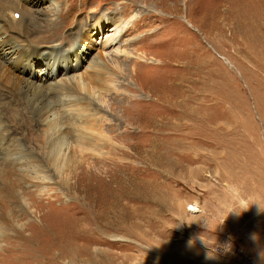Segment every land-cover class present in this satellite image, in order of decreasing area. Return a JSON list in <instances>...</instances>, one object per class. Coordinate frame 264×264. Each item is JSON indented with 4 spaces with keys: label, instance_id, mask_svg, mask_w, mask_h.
<instances>
[{
    "label": "rangeland",
    "instance_id": "374dc122",
    "mask_svg": "<svg viewBox=\"0 0 264 264\" xmlns=\"http://www.w3.org/2000/svg\"><path fill=\"white\" fill-rule=\"evenodd\" d=\"M34 1L19 22L0 14L10 35L47 51L86 37L116 77L82 122L99 148L72 149L58 174L54 141L0 78V264H264V0ZM43 8L48 22L32 18ZM98 18L109 24L96 33ZM44 64L18 71L36 81ZM70 94L49 92L44 108L67 152Z\"/></svg>",
    "mask_w": 264,
    "mask_h": 264
},
{
    "label": "bare ground",
    "instance_id": "6f19581e",
    "mask_svg": "<svg viewBox=\"0 0 264 264\" xmlns=\"http://www.w3.org/2000/svg\"><path fill=\"white\" fill-rule=\"evenodd\" d=\"M23 1L24 3L21 1L17 2L16 0H0V4L2 6L0 7V14L2 15L3 13H8L13 15L12 19L14 22H19L26 16H30V9H24L23 7H26L27 5L25 2L30 5L31 0ZM57 1L58 0H36L34 2L37 3L34 4V6L37 4L48 2L54 4V9L58 11L59 7ZM6 4L8 6H6V10H4L5 7L3 6ZM10 6H13V8L16 7L15 11L10 12ZM34 6L32 5L33 8ZM20 7H22L21 11ZM48 7H50V5ZM44 9L45 8L41 10L43 11V13H40V15L36 14L32 18H36L37 20L39 19L45 22L50 21L54 13L52 14V11L47 12V10ZM17 10L18 12L20 11V15L22 16V18L19 20H14V13ZM41 11H37V13ZM58 17L60 18L61 16ZM30 20L32 21L33 19ZM13 21H11V23H14ZM68 23L69 22L66 19H63L62 21V18L59 21V24H62V28H64ZM5 24L6 22L0 23V78L10 84V86L12 87V89L10 88L11 90H15V92L17 91L19 93L21 92L22 95H25V100L32 107L36 117L38 116L39 123L42 126V130H44L45 143L54 141V146L52 147L50 153L45 157V161L46 164L55 169L58 174L62 170V168H59L62 165L60 161H63L60 160V158L64 156L68 157L69 153L75 155L76 152L82 150L83 148L86 149V147H91L92 149L94 148V150L96 148H99V144L95 142V137L88 132L89 129L85 126V124H82V122L87 123L95 119L97 120L96 114L99 113L92 112V110L88 108V105L90 106L94 104L95 100H100V98H102V95L112 90V85L110 84L116 77L115 72L106 71V60L103 55L92 57V53L90 52L89 48L90 46L83 48L82 44L87 46L90 45L92 43L91 39L88 40L85 37V40L83 39L84 43L79 42L78 45H74V47H72L71 49L64 50L63 47H61L62 45L60 43L58 45H55L54 47L49 48V50L47 51L46 49L39 48L40 44L37 42H35L34 44L33 41H17L12 35H10V33H8ZM108 24L109 22L107 18H98L94 25L96 33L100 29L102 31L103 27ZM58 28V24H54V27L50 28L51 30L49 34H53L56 30H58ZM118 33V31H114V33L104 41V44H112L114 41H116V36H118ZM55 35L57 36H55L54 38L51 35L48 37H43V39L44 41L50 42L54 41L55 38H58L59 40L62 39L60 31H58ZM86 50L89 51L88 54L86 53ZM43 61L45 62L44 72H46V76L44 75L36 81L27 80L26 78H24L22 73L18 71L20 66L34 69L37 63L39 64V62L41 63ZM58 88L68 89V91L71 92L69 96H72V99L68 102V104H70V110L75 113V119L73 123L77 131L76 139L74 140L75 144L71 145V150H68V152L64 148L66 135L65 131L63 130V124H60L62 123V121L59 120V116L57 115V113H55V111L51 112V109H49V111L47 110L46 112L44 111V108L47 107V105L45 104V100L47 99L48 93H52ZM32 96L39 97L41 105L37 104L39 101L36 103L37 105H34L35 99H33ZM29 97L32 99H30ZM77 122H79V125L77 124ZM95 135H97L96 137H98L104 143L109 142V139H105L102 133ZM74 148L77 149L76 152L72 151V149Z\"/></svg>",
    "mask_w": 264,
    "mask_h": 264
}]
</instances>
